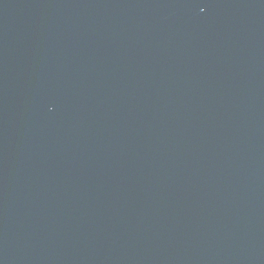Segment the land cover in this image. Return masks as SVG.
<instances>
[{"label": "water", "instance_id": "obj_1", "mask_svg": "<svg viewBox=\"0 0 264 264\" xmlns=\"http://www.w3.org/2000/svg\"><path fill=\"white\" fill-rule=\"evenodd\" d=\"M0 264H264V0H0Z\"/></svg>", "mask_w": 264, "mask_h": 264}]
</instances>
